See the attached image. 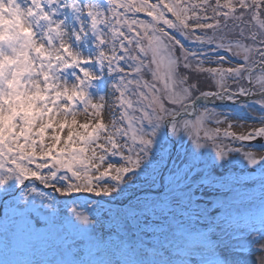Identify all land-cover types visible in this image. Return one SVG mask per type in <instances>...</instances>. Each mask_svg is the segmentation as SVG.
Masks as SVG:
<instances>
[{
  "label": "snow or ice",
  "instance_id": "6c2138e0",
  "mask_svg": "<svg viewBox=\"0 0 264 264\" xmlns=\"http://www.w3.org/2000/svg\"><path fill=\"white\" fill-rule=\"evenodd\" d=\"M113 236L264 264V0H0V264Z\"/></svg>",
  "mask_w": 264,
  "mask_h": 264
},
{
  "label": "rangeland",
  "instance_id": "374dc122",
  "mask_svg": "<svg viewBox=\"0 0 264 264\" xmlns=\"http://www.w3.org/2000/svg\"><path fill=\"white\" fill-rule=\"evenodd\" d=\"M109 90H111V88H109ZM94 93V92H93ZM95 94V93H94ZM108 117V116H107ZM79 119L81 120V122H83L85 119H86V117H84L83 115L82 116H80L79 117ZM247 126V125H246ZM243 129H240V128H237V129H235V131H237V132H239V131H242ZM257 192H258V189H257ZM257 200H259L258 198H257ZM254 206H255V203L254 202H252L251 203V206L249 205V207H248V209L249 208H251V210L254 208ZM238 207H240V209L241 210H243V208H242V206H238ZM235 210V209H234ZM146 239V237H144L143 238V240H145ZM19 251H21V250H19ZM22 252H23V250H22ZM28 254H29V256L28 255H26V257L27 258H29L31 261H36V262H42L43 261V264L45 263V264H50L49 263V258H50V256H48V254L46 255V256H42L39 252H38V247H36L34 250H30V249H28V252H27ZM78 254V253H77ZM42 256V257H41ZM73 257L74 258H76V259H82L83 257H81V256H76L74 253H73ZM9 258L10 259H14V257H10L9 256ZM19 258V255H17L16 257H15V259H18Z\"/></svg>",
  "mask_w": 264,
  "mask_h": 264
}]
</instances>
